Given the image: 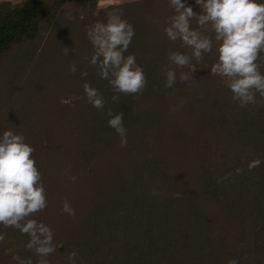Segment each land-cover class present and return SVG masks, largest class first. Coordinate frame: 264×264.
Returning a JSON list of instances; mask_svg holds the SVG:
<instances>
[{"label":"rangeland","instance_id":"1","mask_svg":"<svg viewBox=\"0 0 264 264\" xmlns=\"http://www.w3.org/2000/svg\"><path fill=\"white\" fill-rule=\"evenodd\" d=\"M132 1L98 0L95 12L110 4L127 7ZM91 7V0H68L67 6L60 8V14L68 20L81 21ZM108 11L111 9L105 12ZM136 18L140 19V16ZM49 23L35 40L15 45L0 59V131L18 123L31 136L22 133L28 141L35 137L33 121L36 119L33 114L40 108L39 100L49 101L51 107L57 104L64 106L73 105L69 101L75 102L77 97L84 96L81 71H88L86 82L103 96L102 92H112L108 81L101 79L95 67L85 60L93 54L88 37L85 38L89 44L86 49L83 34L77 31L78 28L73 30L77 25H68L62 19L55 26ZM66 34L74 35V40H77L71 39L64 45ZM76 41H81V46ZM179 42L176 41V50H180L177 48ZM65 46L69 49L67 56ZM215 47L204 57L208 65L216 62ZM134 49L139 53L143 51L142 48L140 51ZM150 52L156 60L165 56L160 50ZM148 60H140L139 65L143 66ZM72 61L77 65L75 74L69 71ZM192 66L196 69L195 65ZM34 68L39 72L49 68L62 69L63 73L59 72L54 87L48 90L44 77H37L38 71L35 72ZM30 71L33 77L28 76ZM261 71L264 72V68ZM145 73L147 90L142 94L128 95V103L142 112L153 108L152 112L157 116L156 129L153 130L155 139H148L142 154H137L139 148L125 163L121 159L126 147H121L122 153L120 148L111 150L106 154L107 159L101 160V166L91 165L86 169L87 161L95 154L98 156L104 146L88 154L77 152L76 156L82 161L69 159L68 165L63 161L64 165L58 169L53 163H46L47 155L43 159L42 151L36 150L38 157L35 163L44 185L48 187L46 191L49 193L60 184H66L69 193L79 197L70 202L75 209L74 216L61 213L60 203L54 213L47 215L45 209L34 218L50 226L54 239H60L57 252L66 240L73 243L76 240L73 246L77 253L76 264H227L231 258H236L239 264H264V163L252 171L247 168L248 163L256 158L264 161V106L240 108L220 77L213 76L210 81L199 72L202 76L193 74L195 80L189 82L199 88L189 96L187 94L188 102L193 105L185 110L187 119L181 120L177 116L181 112L179 102L176 116L171 114L168 122L163 124L166 119L159 117L158 113L170 107L169 99L172 100L174 93V99H179V94L164 87L163 74L153 77L151 70ZM42 74L47 75L46 72ZM89 78L93 83L88 82ZM203 87L206 89L204 93ZM37 92L46 98L41 99ZM80 101L82 103L75 104L77 110L73 115L79 118L84 112L83 116L89 123L99 125L95 134L98 142L101 120L105 117L103 113L94 114L92 105ZM157 103H161L158 112ZM108 107H112L111 101H107L105 109ZM112 109L121 111L118 102ZM161 136L165 139L161 141L166 148L165 153L170 154L167 157L169 161L186 158L190 162L187 188H183L185 185L176 188L175 176L173 179L159 178L153 173L151 163L156 167L159 165L153 154L160 156L156 148L160 145ZM112 138L120 147V137L115 135ZM111 156L113 159H108ZM238 167L244 169L243 175L235 174ZM227 173H231L229 178L221 179ZM68 175H75L78 179L73 183L68 180ZM163 179L164 184L159 181ZM153 188L158 194H152ZM181 192L185 194L180 196ZM50 207L51 202L48 201L47 208ZM96 208L99 209L95 214ZM91 217L92 222H87ZM83 225L79 235L72 234L74 228ZM0 233L6 235L1 244L0 263L23 264L30 258L36 264L38 257L25 247L29 239L27 235L3 226H0ZM123 236L127 238L128 257L119 254V246L113 241ZM187 256L189 261L185 262Z\"/></svg>","mask_w":264,"mask_h":264},{"label":"clouds","instance_id":"2","mask_svg":"<svg viewBox=\"0 0 264 264\" xmlns=\"http://www.w3.org/2000/svg\"><path fill=\"white\" fill-rule=\"evenodd\" d=\"M199 5L197 13L184 0H168L172 14L164 18L162 31L172 41H180L191 49V54L172 50L167 54L168 63L162 66L165 77L164 87L174 89L177 80L187 86L193 79L195 68L192 60L200 62L205 53L213 51L215 43L216 62L210 67V74L221 78V82L232 93V99L240 108L249 105L264 106V2L262 0H195ZM196 27L192 26V21ZM154 23H159L158 20ZM203 30V31H202ZM214 34V36H213ZM86 35L93 47L91 57H85L95 67L101 79L110 84L116 93L112 103L119 101L118 94H142L147 85L143 67L134 54L125 53L132 42L135 30L122 12L108 11L105 21H97L87 29ZM65 55L69 49L65 46ZM189 69L187 72L183 69ZM177 69H180L177 73ZM69 71L75 74L77 65L70 62ZM82 78L88 76L85 69ZM85 102L97 109H104L105 101L98 89L89 83L83 84ZM259 97V98H257ZM173 107L171 111H175ZM108 126L120 137V146H127V129L124 125L123 111L106 109ZM35 149L26 142L22 133L5 129L0 135V225L13 228L29 237L25 247L38 257L36 264H50L47 257L56 251L54 233L50 226L34 218L47 207L46 188L42 174L33 157ZM264 163L260 158L250 161L248 171ZM67 172V169H66ZM235 174L243 175L244 169L238 167ZM231 173L221 179L227 180ZM75 183V175H68ZM152 194H158L156 188ZM179 197V193L176 194ZM61 213L75 215V209L65 198L61 202ZM0 234V243L4 241ZM77 253L67 255L68 264H76ZM23 264H33L29 258ZM227 264H239L231 258Z\"/></svg>","mask_w":264,"mask_h":264},{"label":"trees","instance_id":"3","mask_svg":"<svg viewBox=\"0 0 264 264\" xmlns=\"http://www.w3.org/2000/svg\"><path fill=\"white\" fill-rule=\"evenodd\" d=\"M68 0H0V59L3 55L7 53V51H10L15 45L20 44L27 40H35L37 37H39L42 34L43 27L50 22L49 24H55L59 22L60 19L66 20L68 22V25H77L73 30L76 31L78 28V32L83 34L84 40L83 45L86 46V49L89 48L88 41L86 38V32L87 29L92 26L97 21H105L106 20V9H111V11H118L122 12L123 18L127 19L130 24L133 25L135 30V35L132 39V42L128 48V51L125 53V56L128 54H134L136 57V61L139 64L140 60L149 59L148 61H145L143 67L144 73L146 71H152L153 77L156 75L162 74V66L167 64V54L172 51L176 50V42L170 41L164 32L162 31V28L164 26V18L166 16H169L172 14L171 9L168 6V0H134L130 3L127 7L122 6H114V4L108 5L105 9H101L98 13L95 12V7L98 0H91V8L89 9L86 16L84 15L81 21L78 20H68L67 17H64L60 14V8L63 6H67ZM184 2L190 6L193 7V10L197 13L200 12V7L195 3V0H184ZM264 2V0H262ZM61 16V17H60ZM140 16L139 18H136ZM158 20L159 23H154V21ZM192 26L196 27V22L192 21ZM52 33L54 30V27L51 29ZM203 31V30H202ZM68 36V38H67ZM66 43L64 45H67L71 39L74 40V35L66 34ZM77 40V39H75ZM74 40V41H75ZM77 45L81 46V41H76ZM87 44V45H86ZM180 47V50L182 52H185L186 54H191V49H188L182 45L181 42L178 43L177 48ZM215 45H213V48ZM134 48L137 50L140 49L143 50L140 53L137 52ZM152 50H160L161 54L164 55V58L162 60H156L155 56L152 54ZM166 50V51H165ZM166 52V53H165ZM212 53V52H211ZM210 53H205L203 56V59L200 62H197L195 59L192 60V65H195L196 69L194 70L193 74H196L198 76H202L199 74V72L204 73V76H207L208 79H212L213 75L210 74V67L211 64L208 65V63L204 62V57H206ZM149 55V57H147ZM35 72L38 71L37 68H34ZM187 69V68H186ZM65 70V69H63ZM189 69L186 70V72ZM205 70V72L203 71ZM52 72L55 73L53 75ZM47 75H43L42 73ZM59 72H62V69H53L51 70L46 69L43 72H39L37 77L43 78L44 77V83L46 84L48 90H50L51 87H54L55 79L58 77ZM63 73V72H62ZM177 73H179V70L177 69ZM147 74V73H145ZM28 76L33 77L32 71L28 73ZM42 76V77H41ZM38 78V79H39ZM147 79V78H146ZM155 79V78H152ZM151 79V80H152ZM87 79L83 78V84L86 82ZM93 83V79L89 78L88 82ZM211 81V80H210ZM192 83H189L187 86L185 83H178L174 85V91L176 94H179V99L175 97V93L173 95L172 100L170 101V107L164 109L163 112H161L160 104H156L158 116L162 119H166V121L163 122V124L167 123L170 118L171 114H175L176 116V110L173 112L171 109L178 106L179 102V110L181 111L177 116L181 117V120L186 118L187 119V112L186 109L192 108V102L189 101V97H187V94L192 93V91L197 90L199 86L195 84L194 86L191 85ZM216 86V85H214ZM206 87V86H205ZM205 87L202 89V93L206 90ZM148 83L143 90H147ZM178 89V91H176ZM211 91V90H210ZM40 93V92H37ZM104 93L105 101H111V97L115 95L113 91L108 94L106 92ZM167 94V93H166ZM165 94V95H166ZM83 95V94H82ZM111 95V96H110ZM119 95V101L118 106L123 111V118H124V125L127 129V146L126 151L124 150L122 157V162L125 163L127 161V158H132L138 149L140 148L139 153L142 154L143 148H145L146 141L155 139V135L153 130L156 129L155 124V118H157L156 113L152 109L147 110L145 112L135 110V106H132V104L128 103L129 96L124 94H118ZM162 95V94H161ZM163 95V96H165ZM183 95H185L183 97ZM211 95V94H210ZM37 96H41V99L44 97L40 93ZM212 96V95H211ZM46 98V97H44ZM205 99V97H204ZM84 100L85 99H80ZM78 98H76V101H69V103H74L73 105H52V107L49 104V101L47 100H39V110L36 111L33 115V117L36 119V121H33L34 124V134L35 137L28 141L26 139V142L29 143L34 149V153L32 154L34 156V159L37 160L35 155L36 150H41L42 153L41 157L45 159V156L47 155L48 159L46 160V163H53L57 169L62 167L64 164L67 163L68 160H78L82 161L81 158L77 157V152L82 151L85 154L94 152L97 148H101L104 146V149L101 155L100 153L98 156L96 154L94 157L91 158V160L87 161L85 165L92 167H98L101 166V160L107 159L106 154L110 152L111 150H116L120 148V152L122 153L121 146L117 147L118 143H116L115 139L112 138L115 135H118L114 129L110 128L108 126V119L109 117L106 115V109H97V108H91L94 111V114L98 115L103 113L105 119L101 120L102 126H101V132L99 133L101 137L99 138V141L97 142L95 139L96 131L99 129V125H96L94 123H89L82 115L79 116V118L75 114V110H77L75 104L82 103ZM36 103V102H35ZM38 104V103H37ZM185 104V105H183ZM111 105L113 108L116 103H112ZM73 106V107H72ZM115 112H120L115 109H113ZM180 117L178 119H180ZM154 118V119H153ZM176 118V117H175ZM161 119V120H162ZM52 120V121H51ZM154 120V121H153ZM14 123V122H13ZM14 126L11 127V129L14 132L17 133H24L26 136L29 135L24 128H22L18 123L12 124ZM80 125V126H79ZM161 130V129H160ZM4 130L0 131V135H2ZM23 134V135H24ZM30 136V135H29ZM31 137V136H30ZM162 139L160 140V145L157 146L156 150L158 151V156L156 153L153 154L155 159L157 160V163H159L160 167H156L155 164L151 163L154 167L153 173L158 174L159 178H174L176 181V188H181L185 185L183 188H187L188 185V178H189V165L190 162H187L186 158H183V160H176V162H171L168 160V156L170 154L165 153L166 148L164 147L165 139L163 136H161ZM142 141V143H141ZM156 141V140H155ZM158 141V139H157ZM162 141V142H161ZM136 144L138 145L136 147ZM156 147V146H155ZM152 148V147H151ZM98 150V149H97ZM96 150V151H97ZM127 153H129L131 156H128ZM165 153V154H164ZM108 159H113V156L108 157ZM115 159V158H114ZM70 160V161H72ZM155 160V161H156ZM64 161V164H63ZM175 161V160H174ZM115 169V167H113ZM119 169V168H118ZM120 170V169H119ZM176 170V171H175ZM118 173V172H117ZM151 173V172H150ZM43 180V179H42ZM164 184V179L159 180ZM44 183V181H43ZM51 185V184H50ZM47 189L48 187L45 186ZM158 189H161V187H158ZM163 189V188H162ZM46 199H47V205L48 201L51 202V209L46 207V213L47 215L54 213L57 209V205H59L65 198L69 202L74 200L76 197L71 193H69V190L66 188V184H63L58 186L57 188L51 189L46 191ZM126 192V191H125ZM125 192L123 194H125ZM184 192H181V195H184ZM73 196V197H72ZM72 197V198H71ZM158 197L156 196V199ZM99 208H96L95 214L97 213ZM68 219V217H67ZM91 220L87 219V222H92ZM85 221H82L84 223ZM86 224V223H85ZM2 226V225H0ZM83 226L74 228L72 234L79 235L80 231L83 230ZM90 228V225H88ZM2 234V233H0ZM65 235V234H64ZM4 237L6 239V235L4 234ZM60 241L59 238L54 239V242L56 246H58L57 242ZM113 241H116L118 244V251L120 255H123L124 257H128L127 255L130 254L128 252V248L125 247V244H127V238L125 236L123 237H116ZM75 243L71 242L69 239L65 241L64 245L58 249L52 254L51 258L48 259L50 261V264H68L67 261V255L69 252L73 251V246L76 245ZM1 244L0 243V251H1ZM7 247V245H6ZM5 246H3L4 250L6 249ZM4 250L2 252H4ZM133 252V251H132ZM122 256V257H123ZM185 257V256H184ZM237 257V256H236ZM177 258V257H176ZM189 261V258L187 256V259L185 260ZM4 262L0 263L3 264Z\"/></svg>","mask_w":264,"mask_h":264}]
</instances>
